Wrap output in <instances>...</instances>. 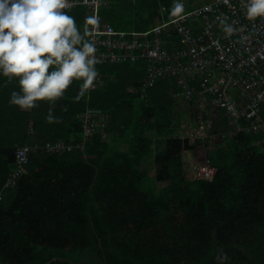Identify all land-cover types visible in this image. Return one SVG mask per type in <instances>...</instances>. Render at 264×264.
<instances>
[{"label": "trees", "instance_id": "obj_1", "mask_svg": "<svg viewBox=\"0 0 264 264\" xmlns=\"http://www.w3.org/2000/svg\"><path fill=\"white\" fill-rule=\"evenodd\" d=\"M199 2L190 0L188 10ZM172 4L115 0L101 15L117 30L147 32L179 16L170 14ZM68 14L90 34L87 8ZM96 68L101 82L90 93L78 98L82 82L74 81L63 97L38 101L30 112L9 103L20 91L18 80L0 76V193L18 148L60 140L77 145L85 138L80 114L91 108L108 117L85 150L41 149L17 185L5 189L0 264H218L220 251L226 264H264V105L259 133L216 122L210 140L225 134L209 154L217 174L212 181L193 179L184 153L210 140L176 135L185 110L193 111V123L199 120L195 102L174 98L181 91L177 79L157 82L142 97L144 62ZM49 111L60 123L47 122Z\"/></svg>", "mask_w": 264, "mask_h": 264}, {"label": "built area", "instance_id": "obj_2", "mask_svg": "<svg viewBox=\"0 0 264 264\" xmlns=\"http://www.w3.org/2000/svg\"><path fill=\"white\" fill-rule=\"evenodd\" d=\"M115 0H68V13L76 8L88 9L90 38L96 44V67L108 64L147 65V78L141 87L142 97L147 96L161 80L175 78L181 88L174 98L181 102H195L201 108L199 120L189 118L187 137L192 141L208 142L217 121L225 119L235 132L243 129L259 133L263 123L260 116L264 105V18L250 21L242 0H202L188 10L190 0H181L184 12L170 22H162L147 32L117 30L104 21L101 11ZM135 2L136 0H130ZM166 8L162 9L165 12ZM227 17L238 29L226 37L217 20ZM243 40L241 43L240 41ZM101 82L97 79L94 83ZM194 84L200 86L196 91ZM90 93V89L88 90ZM30 110H26L30 112ZM85 126L84 141L77 145L62 140L43 148L26 146L18 148L16 164L4 190L14 188L26 173L31 155L41 149L48 153L66 154L76 149L85 150L86 142L101 130L108 117L96 109L79 115ZM242 124L244 126L242 127ZM33 127V124L30 126ZM217 169L210 163L200 167L196 179L212 181Z\"/></svg>", "mask_w": 264, "mask_h": 264}, {"label": "clouds", "instance_id": "obj_3", "mask_svg": "<svg viewBox=\"0 0 264 264\" xmlns=\"http://www.w3.org/2000/svg\"><path fill=\"white\" fill-rule=\"evenodd\" d=\"M242 2L248 20L264 18V0ZM68 6V0H0V76L18 80L20 91L11 93L9 103L21 110L37 107L38 101L55 102L74 81L82 82L78 98L83 97L99 76L96 44L65 11ZM183 12L181 0H173L170 14ZM217 20L226 37L238 31L227 17ZM46 120L60 123L51 111ZM215 259L226 264L229 257L220 251Z\"/></svg>", "mask_w": 264, "mask_h": 264}, {"label": "rangeland", "instance_id": "obj_4", "mask_svg": "<svg viewBox=\"0 0 264 264\" xmlns=\"http://www.w3.org/2000/svg\"><path fill=\"white\" fill-rule=\"evenodd\" d=\"M195 112L201 113V108H195ZM191 113H193L192 110H185V117L183 118L182 122L187 125L188 119L191 116ZM224 133V132H222ZM220 133L219 135L215 136L213 140H210L207 145H203L199 148H197L194 152H185L183 157V162L185 164V169L187 171V174L190 175L191 178L195 179L198 170L200 167H203L205 165L209 164V154L214 152L215 150V143H222L224 140V135ZM226 134L231 137L233 132H227ZM177 136L187 137V133L184 130H181V128L176 133ZM122 150H126V146H120ZM159 189H162L168 185V183H156Z\"/></svg>", "mask_w": 264, "mask_h": 264}]
</instances>
